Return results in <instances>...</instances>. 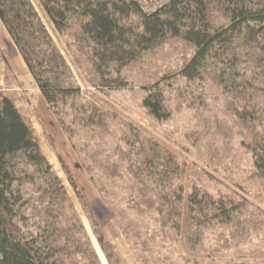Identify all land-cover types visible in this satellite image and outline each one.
<instances>
[{
	"label": "trees",
	"instance_id": "1",
	"mask_svg": "<svg viewBox=\"0 0 264 264\" xmlns=\"http://www.w3.org/2000/svg\"><path fill=\"white\" fill-rule=\"evenodd\" d=\"M34 4L57 36L69 38L66 47L74 62L80 65L79 56L85 59L94 87H126L123 67L165 37L179 38L192 46L193 55L174 76L164 79H199L205 65L214 66L221 85L239 91L243 100L249 96L246 105L236 109V116L257 121L251 88L257 76L264 79V0H170L151 13L133 0H0V23L58 125L73 147L72 138L87 133L80 152L88 165L89 160L96 162L106 181L98 188L105 205L117 215L122 212L119 205L124 195L128 210L156 224L165 236L177 235L186 227L184 243L196 253L206 224L230 221L238 201L193 186L184 217V168L176 155L80 98L68 64ZM169 81L150 85L142 102L158 120L170 116L160 86ZM262 129L248 147L253 168L264 183V122ZM93 136L98 144L90 147ZM107 136H111L110 144L105 142ZM60 163L107 264H118L94 212ZM86 168L92 173L91 165ZM105 184L113 189L112 194ZM133 236L141 240L138 232ZM136 260L146 264L139 257ZM0 264H100L58 177L18 109L1 92Z\"/></svg>",
	"mask_w": 264,
	"mask_h": 264
},
{
	"label": "rangeland",
	"instance_id": "2",
	"mask_svg": "<svg viewBox=\"0 0 264 264\" xmlns=\"http://www.w3.org/2000/svg\"><path fill=\"white\" fill-rule=\"evenodd\" d=\"M36 9L38 10L37 7ZM38 12L68 64L72 78L78 85L80 98L115 115L117 121L133 126L176 155L184 168V217L187 198L193 186L213 196L228 195L238 201L237 210L230 221H212L206 224L196 245V253L187 250L189 248L184 243L186 227H182L177 235L169 232L170 235L165 236L159 232L160 228L156 224L128 210L127 197L124 195L120 197L119 205L122 212L114 215L99 192L98 188L106 181L102 178L96 162L89 160L93 171L87 172L86 167L89 165L85 154L80 152L82 143L87 140L83 134L87 133L76 134L72 138L76 148L73 147L47 104L41 114L50 116L55 125L53 131L43 123L44 118L41 114L40 118L33 101L34 92L16 71L15 58L18 53L12 54L13 44L8 36L5 40V36V41L0 40V61L17 87L8 90L22 93L34 118L33 123H28L30 133L62 184L100 264L107 262L81 203L68 184L60 161L73 177L84 202L94 212L98 226L118 264H139L137 257L146 264H149L148 260L151 264H186L187 260H197L201 264H264V183L253 168L248 147L252 139L263 130L264 83L261 82L264 79L257 76L255 86L251 88L254 91L252 101L257 105L255 115L258 120L239 119L235 114L236 109L244 107L249 96L243 100L237 94L239 91H231L221 85L214 66L205 65L199 79L186 80L180 76L171 81L164 79L165 75L174 76L194 52L188 43L167 36L139 54L136 61L121 69V76L127 82L126 87L99 89L90 82L93 74L89 65L83 62L85 59L79 56L81 64L74 62L73 53L66 47L69 38L65 35L57 36L44 15L39 10ZM82 63L83 66L80 67ZM161 81H169L167 85L163 82L160 85L164 91L165 104L170 111L166 120L154 118L142 104L146 89ZM8 90L0 87L1 94L13 103ZM28 121L30 120L26 116L25 124ZM58 136L63 139L64 146L59 145ZM96 138L89 137L90 147L98 144ZM111 140V136L105 138L107 144ZM98 142H101L99 137ZM104 186L108 187L106 184ZM108 189L112 194L113 189ZM60 224H63L62 220ZM135 232H138L141 240L138 241L133 236ZM142 249H148V253Z\"/></svg>",
	"mask_w": 264,
	"mask_h": 264
},
{
	"label": "crops",
	"instance_id": "3",
	"mask_svg": "<svg viewBox=\"0 0 264 264\" xmlns=\"http://www.w3.org/2000/svg\"><path fill=\"white\" fill-rule=\"evenodd\" d=\"M5 34H6V32L4 31L3 27H0V36H1L0 40L1 39L4 40L5 36H6L5 40H7V34L6 35ZM11 51H12L13 55L17 54L15 48L14 49L12 48ZM15 59H16L15 60V67H17V69H16L17 73L20 74V77L22 78L23 81H25L26 85L31 88V91L34 92L33 101L36 104V108L38 110V114H39L40 118L42 115L44 118V119H42L43 123L48 125V127H50L51 130L53 131L55 125L52 123L50 116L47 114H45V115L41 114V112L44 111L43 108H45V104H46L44 99L42 98L39 91L37 90L31 76L28 74V71H27L25 65L23 64L21 58H19V56L16 55ZM0 87H2V89H6V90H8L9 88H12V89L17 88L16 86H14V83L12 81V78L10 76L9 71L4 66H2L1 61H0ZM9 92H10V96L13 100V103L15 104L16 108L20 112L23 120L25 121L26 116H27V119L30 120V121L26 122V125L29 126L28 123H33L34 118H33V115L31 114V111L29 110V108L27 107V105L24 101L22 93L21 92L17 93V91H14V90H11ZM58 139L60 141L59 145L64 146V144L62 143L63 139L60 138L59 136H58Z\"/></svg>",
	"mask_w": 264,
	"mask_h": 264
},
{
	"label": "built area",
	"instance_id": "4",
	"mask_svg": "<svg viewBox=\"0 0 264 264\" xmlns=\"http://www.w3.org/2000/svg\"><path fill=\"white\" fill-rule=\"evenodd\" d=\"M144 12L151 13L166 5L170 0H133Z\"/></svg>",
	"mask_w": 264,
	"mask_h": 264
},
{
	"label": "bare ground",
	"instance_id": "5",
	"mask_svg": "<svg viewBox=\"0 0 264 264\" xmlns=\"http://www.w3.org/2000/svg\"><path fill=\"white\" fill-rule=\"evenodd\" d=\"M147 13V12H146Z\"/></svg>",
	"mask_w": 264,
	"mask_h": 264
}]
</instances>
